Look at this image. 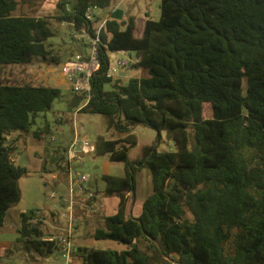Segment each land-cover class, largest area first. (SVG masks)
<instances>
[{"label": "trees", "instance_id": "obj_1", "mask_svg": "<svg viewBox=\"0 0 264 264\" xmlns=\"http://www.w3.org/2000/svg\"><path fill=\"white\" fill-rule=\"evenodd\" d=\"M111 2L73 0L57 20L96 37L97 21L86 11ZM18 6V0H0V228L21 200L20 180L30 173L12 158L16 144L23 136L42 140L49 134L48 126H32L62 97L57 87L2 77L11 65L61 63L49 43L56 36L51 18L17 15ZM97 36L99 68L79 112L102 116L121 136L99 137L94 152L123 163L125 174L102 175L104 189L96 194L119 197L120 204L92 236L125 248H77L69 261L264 264V0H161L160 18L146 19L143 30L135 16L108 18ZM118 51L134 54L129 69L145 74L126 84L109 77V54ZM138 125L158 138L131 150L138 146L132 133ZM161 131L174 149L158 151ZM14 133L20 137L8 144ZM143 169L151 173L152 190L140 216L127 217L125 197L135 195ZM20 220V249L44 259L60 252L59 235L50 234L36 212L21 213Z\"/></svg>", "mask_w": 264, "mask_h": 264}, {"label": "rangeland", "instance_id": "obj_2", "mask_svg": "<svg viewBox=\"0 0 264 264\" xmlns=\"http://www.w3.org/2000/svg\"><path fill=\"white\" fill-rule=\"evenodd\" d=\"M18 1L19 6L15 14L51 18L52 28L56 32V36L51 38L49 43L52 44V48L61 57V63L53 66L60 69V66L67 61L69 56L77 59L79 44L73 38L76 33L75 30L66 23H61L57 20V18L64 14L63 9L67 11L71 9L73 0ZM160 4L161 0H112L110 7L104 10L106 13L112 12L113 8L117 7L121 13L126 12L130 16L142 19L139 21V29L141 30V27L143 28L144 26V19L158 20L160 18ZM58 5H61L63 8L58 7ZM100 12L101 10L99 9L94 10L95 15H98ZM121 13L115 17L120 18ZM94 19L97 21L95 25L98 28L100 17L97 16ZM85 38L89 40L88 37ZM132 55L134 56V54ZM2 71H5L6 73H4L7 74L5 77L10 79V69L7 68ZM141 74L145 73L141 70L139 72L136 69L132 71L133 77H138ZM106 88H110L109 85ZM59 89L62 91V97L54 102L50 111L37 117L35 124L32 126L33 131L44 129L48 126L50 129L49 134L44 135L40 141L30 136L31 142L45 144L51 150H34V148L24 150L23 148H19V150H15L12 154V158L16 164L27 168L30 173L20 180L21 200L7 214L8 229H6V232L3 231V234L0 233V248L11 249V252L7 254L5 251L2 252L0 264H69L70 261L61 256L59 251L44 259L36 254L30 255L20 249V246L16 244V240L19 238L18 230L14 226L10 227V217L17 214L18 222L20 212L30 214L34 211L42 217V221L45 223L44 227L48 229L50 234L56 235V233H62V230L67 228L70 219L69 211L63 208V202L69 204L71 198H75L76 201L85 196L84 192L76 187L79 178L82 176L88 177L89 181L83 183L84 188H90L95 192H102L104 189L103 174L119 177L125 173V165L123 163L110 162L107 155L98 156L94 151L76 153L74 157L69 155L70 157L67 161H69L70 167L66 165V172H62L59 167L63 158L61 156L62 150L67 149L75 139L84 147L83 140L88 141L91 146H94L99 137L105 140H117L121 136L114 130L107 128L106 121L102 116L79 112L77 109H70L68 102L74 93L71 91V88L68 90L65 86H60ZM83 105L84 102L81 106ZM74 112H76V115H74ZM57 116L62 117L63 121H56ZM132 133L137 138L138 146L131 150H139L140 146L154 142L157 140L159 134L157 131L142 125L134 127ZM160 134L158 151L162 152L174 149L173 143L168 140L166 133L161 131ZM84 137L86 138L83 139ZM13 140L9 136L7 143L10 144ZM135 155L136 152L133 151L132 156ZM44 160L45 162L43 163ZM40 165L44 166L46 170L39 171ZM54 174L56 175L55 177L53 176ZM136 185L138 199H144L151 192V173L148 169H143L136 175ZM88 211L91 212V210ZM83 226L85 230L83 237L78 236L76 233L71 235V250H75L79 245L92 249L112 251L125 248L123 244L113 241L96 240L94 237L86 235L87 227L98 229L103 228V225L90 222ZM16 245L18 246L15 247Z\"/></svg>", "mask_w": 264, "mask_h": 264}, {"label": "crops", "instance_id": "obj_3", "mask_svg": "<svg viewBox=\"0 0 264 264\" xmlns=\"http://www.w3.org/2000/svg\"><path fill=\"white\" fill-rule=\"evenodd\" d=\"M120 13L121 12L119 11V8H117V7H114L112 12H107V13L105 12V10H101V12L98 15H95V17H97V16L100 17V22L98 23V25H99L98 28L101 26L103 20L108 19V18H116L115 16H118V14L120 15ZM128 16H130L128 13L122 12L121 17L116 18V19L123 20V19L127 18ZM140 20H142V19H138L136 17V23H137L138 27H139V21ZM145 20L146 19H144V22H145ZM141 30H143L142 27H141ZM85 37H87V36H85L83 34V31L82 32H76L74 37H73L79 44L78 56H86L90 52V42H89L90 40H87ZM109 55H110L111 59L120 57L116 52H112ZM71 58H72V56H69L67 58V60H69ZM7 68L10 69V80H12V81H15L18 83H30L34 86L44 85V86L57 87V88H59L60 86H65L68 90H70V87H69V84L66 80V77L64 76V74H62L60 69L56 66L48 65V64L43 63V62L35 61L29 65H11ZM7 68H5V69H7ZM132 71H133V69H129V68L128 69H120L118 71V74L114 76V79L120 80L121 83L126 84L130 78H133ZM4 72L5 71H3V73H2L3 74L2 77L3 76L5 77L7 75V74H5L6 72L5 73ZM74 96L75 95H73V97ZM72 98L69 100L68 104L71 102ZM77 111H79V109H77ZM74 115H76V112H74ZM56 121L61 122V121H63V119H62V117L57 116ZM19 137L20 136L18 133H14L10 136V139L15 140ZM20 138L21 139L16 144L17 150H19V148L20 149L23 148L24 150L25 149L31 150L32 148H34V150H41V149L45 150V151L51 150V148H48L47 146H45V144H36V143L31 142L30 137H24L23 136ZM85 138L86 137H84L83 139H85ZM73 144H74V141L71 143V145L67 149L62 150L61 156L63 158H62L61 165L59 164V167L64 168V170L62 171L63 173L66 172V169H65L66 165H68L70 167V163H69V161H67V159H69L70 156L74 157L76 155V153L85 152V147L78 144L74 148L75 154H72L71 147ZM66 162H67V164H66ZM41 163H42V160H41ZM38 170L39 171L41 170V165H40ZM68 173H69V171H68ZM124 174H123V176H124ZM103 175H105V174H103ZM53 176L55 177L56 175L54 174ZM148 180H149V178H148ZM87 181H89V180H87ZM83 183H81V187H79L78 189L83 191L85 196L82 199H79L76 201L74 198L75 202H74V207H73L72 220L70 221V219H69V223H68L67 228L65 230H62V233H56V235H62V234H65L67 231H69L70 237L74 233H76L78 236L83 237V235H85V233H84L85 230H84L83 225H87L90 222H94V223H98L99 225H103V220H102L103 216L115 215L117 213L118 207L120 204V198L119 197L114 196V197H108L107 198V197H104L101 193L96 194V192L92 191L90 188L89 189L84 188ZM96 185H97V180H96ZM146 197H147V195L144 197V199H138L137 198V187H136V193L134 196H132L131 194H128L125 197V215L127 217H130V216L138 217V216H140V214L142 212V204H143ZM88 201H92L93 202L92 204H94V206H97L99 208V210H100L99 214H96V212L92 209V207L88 203ZM68 205L69 204H67V202H63V208L64 209H66L68 207ZM12 210H10V211H12ZM88 210H91V212H89ZM20 215H21V212L19 213L18 222H17V214L10 217V220H9L10 227L14 226L17 228V230L20 228V226H21ZM40 220L42 223H44L42 221L41 216H40ZM7 225H8V221H7V217H6L4 226L2 228H0V233L3 234L4 232H6V229H8ZM87 228L88 229H87L86 235L92 236L95 228H92V229H91V227H87ZM77 248H84V246L79 245L78 247H76V249ZM6 249L7 248H0V257H1L2 252H4ZM59 253L61 255V252H59ZM69 264H82V262L77 257H72Z\"/></svg>", "mask_w": 264, "mask_h": 264}, {"label": "built area", "instance_id": "obj_4", "mask_svg": "<svg viewBox=\"0 0 264 264\" xmlns=\"http://www.w3.org/2000/svg\"><path fill=\"white\" fill-rule=\"evenodd\" d=\"M97 8L89 7L86 11V18L88 20H93L95 18L94 10ZM103 20L101 26L96 30V37H90L86 31H83V34L87 36L90 40V53L86 56H78L77 59L71 58L67 60L64 64L60 66V71L66 77V80L70 84L71 91L74 95L82 96L83 101L86 103L90 97L91 85L90 79L95 71L99 68V60H98V34L100 28L104 25L105 21ZM120 57L111 59V65L108 71L109 77H114L118 74L120 69H128L132 64L136 62L135 57L125 51L116 52ZM81 104L79 107H81ZM79 109V108H78ZM79 142L75 139L74 144L71 147L72 154H75L74 148L78 145ZM83 145L85 147V152L94 151V146H91L88 141L83 140ZM88 180L87 176H82L78 179L77 188L81 187V183ZM74 206V198L70 199V203L66 210L69 211L70 221L72 220V212ZM38 220L33 219L31 221L32 224H35ZM59 245L61 255L66 259L70 260L71 257V245H70V232L67 231V234H62L56 237ZM49 240H53L52 238Z\"/></svg>", "mask_w": 264, "mask_h": 264}, {"label": "water", "instance_id": "obj_5", "mask_svg": "<svg viewBox=\"0 0 264 264\" xmlns=\"http://www.w3.org/2000/svg\"><path fill=\"white\" fill-rule=\"evenodd\" d=\"M83 101V97L82 96H78V95H75L71 102L69 103L68 107L70 109H77L79 108L81 102Z\"/></svg>", "mask_w": 264, "mask_h": 264}]
</instances>
